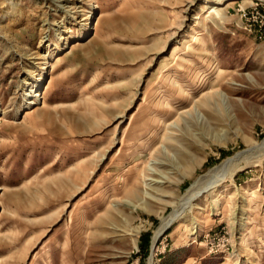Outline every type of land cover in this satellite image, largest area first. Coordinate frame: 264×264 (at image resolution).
<instances>
[{"label": "rangeland", "instance_id": "374dc122", "mask_svg": "<svg viewBox=\"0 0 264 264\" xmlns=\"http://www.w3.org/2000/svg\"><path fill=\"white\" fill-rule=\"evenodd\" d=\"M67 1L0 0V264H264V20L253 34L235 26L257 0L197 22L202 0ZM80 9L83 32L69 19ZM62 38L70 46L47 59L40 40ZM172 82L211 100L202 120ZM158 116L178 117L166 140ZM250 148V164L196 198L152 249L190 186Z\"/></svg>", "mask_w": 264, "mask_h": 264}, {"label": "bare ground", "instance_id": "6f19581e", "mask_svg": "<svg viewBox=\"0 0 264 264\" xmlns=\"http://www.w3.org/2000/svg\"><path fill=\"white\" fill-rule=\"evenodd\" d=\"M76 1H78V0H68L66 3H68V2L74 3ZM231 1H235V0H202V5L200 7H198L197 15L192 19V21H194V22L199 21L203 14H205L211 10H214V12H215L216 7L225 5L226 3H229ZM261 1L264 2V0H261ZM78 8H82V7H78ZM84 13L85 12L83 11V9H80L79 11L72 12V16L69 17L70 20H72L75 24H77L78 27L81 28V32H83L87 28L86 23L82 24V22L88 21V17H86V15ZM215 13H217V12H215ZM217 15L219 16L218 13H217ZM97 22H98V19L95 21V25H94L95 31H96V27H97ZM64 29L65 30L60 31L61 35L69 33V31H68V29H66V27H64ZM60 30H61V28H60ZM70 39L71 38L63 39L62 41H64V42L61 45H56L54 48H52V45L49 43L48 40H40L39 48H41L43 53L46 54L47 59L50 60L53 58V56L55 54L57 55L58 53L65 51V49L68 48V45L71 43V42H69ZM192 40L195 43L199 42V38L197 35H193ZM182 46L187 47L191 51H194L193 47L190 45H186L185 42L182 43ZM177 52L178 51H176L174 49L172 54H171V57L175 58L176 60L177 59L178 60H180V59L184 60V58L176 56ZM46 64H44V65H46ZM177 65L180 66V64H177ZM37 76H40V75H37ZM32 78H34V77L32 76ZM41 79L42 78L40 77L36 81L34 80V82H32V83H36V84L38 83L39 84V82L42 81ZM25 84H26V82H25ZM27 84L29 85V83H27ZM171 85L173 86L176 95H178L180 97H184V96L187 97L188 96L186 99H189V101L191 102V105H190V109L188 110L189 113L187 112V114L193 115L194 117L197 118L198 121L202 120V116H203V112H204L203 108H210L211 107V102H210L211 100L206 101V102H204V99H200L198 101H193V97L192 96L189 97V94L186 93L185 88L182 85H180L178 82H172ZM37 96L38 95L36 94L34 98H36ZM34 104H35L34 100L33 101L30 100L27 103L28 106H34ZM159 104L164 109H168L170 111L174 110L171 106L170 100L164 99ZM176 115L179 117L180 114L179 115L176 114ZM207 115H211V114H207ZM178 117L174 118L173 122L171 121V123H169V124H167L166 121L159 116L153 117V123H159L160 127H162L161 129H165V134H164L163 140L167 139L166 133L172 132L178 127L177 121H176V119ZM150 133L155 134L156 131H151ZM162 149L164 150L165 153L167 152L164 144H162ZM252 151L253 150L250 148L245 152L236 154L232 158L223 162L220 166L209 171V173L206 176L199 178L194 184H192L190 186L191 190H189V194L187 195L188 196L187 199L185 201H182L181 203H174L173 211L167 217H164L161 219V224H160L159 228L157 229V231L155 232V235L153 238L152 249H154L157 239L164 233V231L166 229H168L169 226H171L176 220L181 218L186 212L192 211L193 202L195 201L196 198H198L199 196H201L204 193L209 192L212 189L219 187L226 179L232 178L233 175L235 174V172L237 170H239L240 168H242V165H245V166L249 165L250 164L249 160H251L252 158L250 159L249 156H246V154H248L249 152H252ZM256 151H261L260 153H262V156H264V140L256 148ZM258 154H259V152H258ZM154 164H155L154 160H152V162H149L147 164V167H146L147 173L145 175H143V178H144L143 186L145 187L146 190L149 189V187L151 186V182H153V179H150L149 177L154 175V172H155ZM147 181H149L150 183H146ZM138 183H139V178H136L132 182L131 186H129V187L127 186L126 194L131 196V197H135L137 194L136 190H137ZM144 194H145L146 198L150 195V193L148 191H145ZM248 194H249V196H254V192H250ZM232 198H233L232 195H228L226 198L227 202H230L232 200ZM127 203L130 205L129 201H127ZM110 206L112 208V205H110ZM151 262L152 261L150 260L149 264H151Z\"/></svg>", "mask_w": 264, "mask_h": 264}, {"label": "built area", "instance_id": "2783aa9c", "mask_svg": "<svg viewBox=\"0 0 264 264\" xmlns=\"http://www.w3.org/2000/svg\"><path fill=\"white\" fill-rule=\"evenodd\" d=\"M252 12L250 17L244 16L242 17L243 21L236 22L235 26L242 32H247L248 34H253V30H255V25L259 22L260 24L264 20V2L257 0L254 4L250 6ZM262 36L264 38V31H262Z\"/></svg>", "mask_w": 264, "mask_h": 264}, {"label": "crops", "instance_id": "0c3cea01", "mask_svg": "<svg viewBox=\"0 0 264 264\" xmlns=\"http://www.w3.org/2000/svg\"><path fill=\"white\" fill-rule=\"evenodd\" d=\"M221 222H219V224H220Z\"/></svg>", "mask_w": 264, "mask_h": 264}]
</instances>
